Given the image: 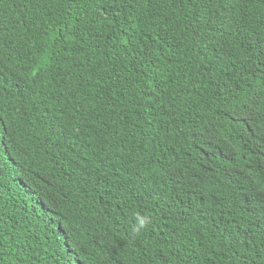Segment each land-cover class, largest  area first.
<instances>
[{
	"label": "trees",
	"instance_id": "16d2710c",
	"mask_svg": "<svg viewBox=\"0 0 264 264\" xmlns=\"http://www.w3.org/2000/svg\"><path fill=\"white\" fill-rule=\"evenodd\" d=\"M0 264H264V0H0Z\"/></svg>",
	"mask_w": 264,
	"mask_h": 264
},
{
	"label": "clouds",
	"instance_id": "9594fccd",
	"mask_svg": "<svg viewBox=\"0 0 264 264\" xmlns=\"http://www.w3.org/2000/svg\"><path fill=\"white\" fill-rule=\"evenodd\" d=\"M146 217H141L138 220L137 226L133 229L134 232L139 233L146 226Z\"/></svg>",
	"mask_w": 264,
	"mask_h": 264
}]
</instances>
